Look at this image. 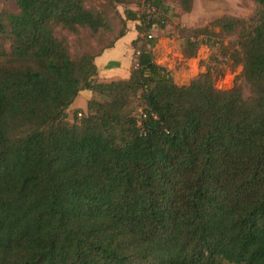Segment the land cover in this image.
Here are the masks:
<instances>
[{
  "label": "trees",
  "instance_id": "trees-1",
  "mask_svg": "<svg viewBox=\"0 0 264 264\" xmlns=\"http://www.w3.org/2000/svg\"><path fill=\"white\" fill-rule=\"evenodd\" d=\"M132 1L0 0V264H264V0L177 27L184 59L217 46L188 85L154 62L150 31L194 0ZM128 3L144 8L122 18ZM127 22L128 76L100 80Z\"/></svg>",
  "mask_w": 264,
  "mask_h": 264
},
{
  "label": "rangeland",
  "instance_id": "rangeland-1",
  "mask_svg": "<svg viewBox=\"0 0 264 264\" xmlns=\"http://www.w3.org/2000/svg\"><path fill=\"white\" fill-rule=\"evenodd\" d=\"M211 1V0H210ZM132 2H136L133 0ZM212 2L215 3V8H205V10L200 11L199 14L196 13V5L194 8L193 13L190 15H187L182 20L184 14H181L177 8V5L174 4L171 1H168L166 3L167 6V12L166 14H161L163 17H165V28L160 29L157 25H155L152 30L150 31V34L152 37L155 35L157 36V43L152 48L151 52L154 55V62L162 67L167 68L172 72L173 81L177 85H188L190 81L195 79L199 74L204 73L207 68H213L215 67V62L213 61L214 58H219L217 54V46L211 45V42L208 43V45H202L199 47V49L196 52V56L193 59H184L181 55V49L183 47V40L178 38V31L176 30L178 26L183 27H203L210 21L214 20L215 18L223 15H229V16H236V17H243L248 18L255 14V11L257 10V5L252 3L251 1L246 0H238L237 5H233L230 1V4H225L222 7H218L217 3H219V0H212ZM221 2V1H220ZM88 5L98 6V2L91 1ZM7 6L12 9L14 8L13 2L7 3ZM221 6V3H220ZM237 8H236V7ZM124 8L131 9V10H142L144 6H137L136 3H128L125 7L117 6L116 10L118 14L123 18V10ZM223 9V10H221ZM146 10V7H145ZM148 12V10H147ZM150 13L151 9L149 10ZM192 12V11H191ZM223 13V14H222ZM184 22V23H183ZM111 25L113 26V34L109 37L116 35L117 31L120 27L119 19L117 15H112L111 17ZM135 23L133 22H127L126 27L133 28ZM63 35L67 36L68 43L70 45V50L72 53H78V47L75 44V39L73 36L67 35L65 32H63ZM129 35V34H128ZM159 40V41H158ZM128 40L125 39V41H122L117 49L116 55L118 53L123 54L120 58V65L118 68V75L117 77L124 75L128 70V62H129V56H127L126 49L127 46L125 45ZM126 54V55H125ZM120 57V55H119ZM125 57V58H124ZM126 60V61H125ZM220 66H224V64H221ZM241 71V68H237L235 71H231L230 69H226L224 72V75L222 78H219L216 83L215 87L217 89H229L233 86V83L237 81V77ZM116 76L110 77H104L109 78L107 80H111L114 78H117ZM244 92L245 95H247L248 87L244 83ZM87 97V98H86ZM91 94L89 91H84L83 94L80 96H77L76 98V105L74 107H80L85 109L86 107V101L87 99H91ZM69 121L73 120V113L70 112L68 115Z\"/></svg>",
  "mask_w": 264,
  "mask_h": 264
},
{
  "label": "crops",
  "instance_id": "crops-1",
  "mask_svg": "<svg viewBox=\"0 0 264 264\" xmlns=\"http://www.w3.org/2000/svg\"><path fill=\"white\" fill-rule=\"evenodd\" d=\"M230 1H231V3L233 5H237V3H238V0H219V3H217V6L223 8V5L224 6H226L225 4L229 5ZM220 3H221V6H220ZM195 5H196V13L197 14H199L200 11L205 10L206 7L210 8V9H212L213 7L215 8V6H214L215 3L212 2V0L211 1L210 0H194L193 9H192L191 13H193ZM221 10H223V9H221ZM190 14H184L182 20L184 21L185 17L187 15H190ZM136 36H137V33L134 30V26H133V28H130V27L128 28L127 27L126 35L124 37H122L121 39H119L118 41H116V43L114 44L113 48L105 50L99 57H97L95 59V65L97 67L98 78L100 80H107L109 78H104V77L112 78L113 76L118 75V68L117 67H119V65H120V58L123 56V54L122 53H120V54L118 53V55H116V52H117L119 44L122 41H125V39L128 40L125 45L127 46V48H129V49H126V52H127L126 54H127V56H129V62H128L129 67H128V70L130 69L131 62H132V54H133V51H132V48H131V42L136 38ZM156 37L157 36L155 35L154 38H156ZM119 55H120V57H119ZM122 60L124 62L123 57H122ZM127 76H128V71L126 73H124V75H122V76H119V77L116 76L117 78H114V79H124ZM83 93H84V91L79 92L78 96H80ZM90 94H91V92H90ZM88 100L89 99H87V101ZM75 105H76V99L74 100L73 104L71 105L70 110H73V109H76V108L81 109V110H85V109L80 108V107H74Z\"/></svg>",
  "mask_w": 264,
  "mask_h": 264
},
{
  "label": "built area",
  "instance_id": "built-area-1",
  "mask_svg": "<svg viewBox=\"0 0 264 264\" xmlns=\"http://www.w3.org/2000/svg\"><path fill=\"white\" fill-rule=\"evenodd\" d=\"M151 12H153V9H151Z\"/></svg>",
  "mask_w": 264,
  "mask_h": 264
}]
</instances>
